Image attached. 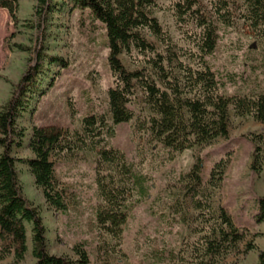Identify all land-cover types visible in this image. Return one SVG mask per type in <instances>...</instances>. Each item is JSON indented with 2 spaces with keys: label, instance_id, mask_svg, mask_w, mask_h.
Segmentation results:
<instances>
[{
  "label": "trees",
  "instance_id": "obj_1",
  "mask_svg": "<svg viewBox=\"0 0 264 264\" xmlns=\"http://www.w3.org/2000/svg\"><path fill=\"white\" fill-rule=\"evenodd\" d=\"M35 26L37 37L34 65L28 67L14 85L8 102L0 108V263L13 258L22 264L28 254V227L31 229L32 257L35 264H90L87 251L81 245L74 248L76 259L51 255L48 250L47 229L38 208L25 197L17 171V163L29 168L35 186L41 190L50 210L65 213L68 209L65 191L56 179L53 158L60 154L90 151L96 154L99 167H113L116 174H102L97 168L95 183L102 203L95 209V221L100 234L112 243L103 242L99 251L106 255H120L124 227L135 205L148 196L150 187L145 176L128 162L121 151L106 147L108 136H115L117 126L130 123L134 113L130 109L135 97V82L145 94V104L151 116L140 128L154 142L174 154H181L230 137V109L237 118H253L264 125V94L257 97H226L220 94V84L206 62L217 47V30L199 0H181L174 5L177 24L197 50L189 52L197 67L178 60L176 47L168 31L153 16L158 9L154 0H36ZM211 14L224 27L235 24L236 10L245 25L257 37L264 38V0H203ZM20 0H0V10H6L17 24ZM82 14L87 13L92 32L105 29L109 50L108 64L114 85L108 92V115L90 114L82 121V132H71L59 126L35 127L29 141L32 158L19 161L15 149L21 148L26 130L19 125L29 113L34 96L43 94L42 81L51 66L67 68L66 62L48 55L45 26L51 14L62 12L67 5ZM194 25L196 32L187 31ZM103 29V30H104ZM147 32L164 46L166 53L150 43ZM105 37V38H106ZM25 51L27 49L18 46ZM137 52L140 62L152 68L154 81L144 70L130 72L121 56L133 62ZM111 122V125H110ZM253 146L250 169L255 175L264 174V134L247 137ZM229 159H222L212 169L209 188L218 190L224 181ZM193 209L198 213L202 228L193 248L197 264H220L245 244V254L256 250L247 236L235 224L224 208L215 210L210 197L202 191L203 163L197 160L183 178ZM257 224H264V198L257 200ZM264 264V250L258 263Z\"/></svg>",
  "mask_w": 264,
  "mask_h": 264
},
{
  "label": "rangeland",
  "instance_id": "obj_2",
  "mask_svg": "<svg viewBox=\"0 0 264 264\" xmlns=\"http://www.w3.org/2000/svg\"><path fill=\"white\" fill-rule=\"evenodd\" d=\"M158 9L153 11L176 47L178 60L197 67L191 53L197 50L190 43L176 22L174 5L181 0H154ZM205 6L217 30L215 53L206 62L220 84V94L226 97H257L264 94V38H257L236 10L235 24L222 26ZM36 0H20L17 24L6 10H0V108L11 97L28 67L34 65V48L37 33L35 26ZM92 32L88 14H82L72 4L62 12L51 14L45 26L47 54L63 59L67 68L51 66L42 81L43 94L34 96L30 111L19 125L26 130L21 148L15 149L19 161L33 157L29 141L35 127L59 126L71 132H82V121L90 115L109 114L108 92L114 85L109 68L107 37L100 25ZM187 31L196 32L194 25ZM144 37L161 53L164 46L147 32ZM106 37V38H105ZM18 46L27 50L23 51ZM125 54L121 60L130 72L144 70L154 81L152 68ZM136 95L130 109L134 119L116 127L115 136L107 137L106 147L126 155L137 172L145 176L150 187L149 196L134 206L124 227L120 255H106L99 251L103 243L112 240L100 234L95 221V209L102 203L95 183L96 170L102 174H116L113 167H99L98 158L90 151L60 154L53 158L55 174L65 191L68 209L65 213L50 210L41 190L34 183L29 168L17 163L19 179L25 197L41 213L47 229L48 250L51 255L76 259L74 248L81 245L89 255L90 264H197L193 256L202 228L198 213L193 209L183 178L197 160L203 163L202 191L210 197L215 210L224 208L237 227L247 236L246 242L256 250L245 254V244L231 253L220 264H257L258 255L264 250V224H257V200L264 198V174L255 175L251 169L253 146L248 136L264 134V125L253 118H237L230 109V137L195 147L181 154H174L153 141L140 128L148 122L151 113L145 104V94L135 82ZM111 125V122H110ZM229 159L224 181L218 190L209 188L213 167L222 159ZM28 254L22 264H35L32 257L31 229L28 227ZM0 264H14L9 258Z\"/></svg>",
  "mask_w": 264,
  "mask_h": 264
}]
</instances>
